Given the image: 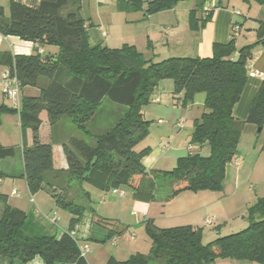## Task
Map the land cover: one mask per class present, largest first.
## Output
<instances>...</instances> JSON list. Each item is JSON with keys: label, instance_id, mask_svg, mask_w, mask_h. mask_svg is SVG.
Segmentation results:
<instances>
[{"label": "trees", "instance_id": "16d2710c", "mask_svg": "<svg viewBox=\"0 0 264 264\" xmlns=\"http://www.w3.org/2000/svg\"><path fill=\"white\" fill-rule=\"evenodd\" d=\"M183 1L188 0L117 3L120 10L143 11L147 18ZM204 2L198 0L196 10L189 14L193 31L203 28L210 19V15L196 19ZM79 10V0H36L31 5L9 0L7 16L0 6L1 35L57 48L55 56L41 55L36 47L30 55L0 54V64L15 72L21 89L38 88L41 78L48 80L45 88H39V96L21 99L19 111L0 106V119L3 114H17L19 118L23 178L30 194L46 190L55 205L72 216L66 232L58 236L54 228L37 229L28 214L9 206L7 196L0 194V203L4 205L0 215V259L4 262L1 264H29L35 257L44 264H88L72 231L89 209L60 193V183H86L103 192L127 186L135 199L147 202L165 188L166 201L186 191H222L227 168L238 154L244 125H254L260 132L264 129V79L246 120L233 116L248 78L251 50L254 45L264 49V23L256 29L254 45L237 48L235 39L230 37L226 44H214L209 58L172 57L153 62L134 46H92ZM236 54L239 58L233 62ZM163 79L172 80L174 98L183 107L195 93L204 94V111L194 121L190 144L199 149L207 146L209 154L191 152L179 158L171 171L146 174L140 163L143 153H135L133 147L146 134L148 122L143 108L152 101V94ZM106 100L120 107L121 114L104 131H99L93 123ZM43 111L50 123L65 117L77 129L78 136L63 145L66 172L53 169L52 144L40 139L39 114ZM261 149L264 150V141ZM14 155L13 147L0 144V159ZM245 219V229L208 243L203 242L200 227L159 229L147 224L151 241L148 254L135 253L122 262L109 257L105 264H215L218 258L264 264V197L247 208Z\"/></svg>", "mask_w": 264, "mask_h": 264}, {"label": "rangeland", "instance_id": "374dc122", "mask_svg": "<svg viewBox=\"0 0 264 264\" xmlns=\"http://www.w3.org/2000/svg\"><path fill=\"white\" fill-rule=\"evenodd\" d=\"M228 1L230 7L233 6L235 10L243 12V15L247 13L248 6L243 0ZM117 2L118 0H81L80 16L88 22L87 31L90 37L89 42L92 46L100 44L109 49H121L124 45L132 46L131 43L134 40L135 33L141 31L139 26H146H137L135 24L136 22H132L143 16L142 11L124 12L118 8ZM184 3L186 5L189 4L188 1H184ZM179 4L176 6L179 7ZM1 7H4L5 10L7 9L6 6ZM247 27L243 29L242 37L237 39L239 48L256 43V31L252 32ZM141 28L144 31L146 30V27ZM147 30L153 31V27L149 26ZM103 31L109 35L108 38L102 37ZM249 32L252 35L248 34ZM258 47L260 46H253L251 50L252 57ZM135 49L140 53H144V58L148 59L149 56H147L146 50L136 47ZM157 51H159V56H156L154 59L151 58L153 62H160L176 55L173 52L167 54V49L164 48H159ZM173 89L174 85L172 80H161L152 94V99L158 98L159 102L150 101L143 108L144 118L148 122L147 131L145 136L135 143L133 151L138 154L143 153L140 158V163L146 174L152 171H171L176 166L179 158L191 153V148L188 147H193L190 144L191 135L194 121L200 118L204 111V94L200 92L195 93L193 99L186 107H183L173 98L175 97L173 95ZM4 101L9 108L8 105L12 102L7 99H4ZM101 108L105 110L107 126L112 124V121L115 122L121 114V108L111 104L107 100L104 101ZM3 115H6V117H4L3 124L0 127V141L7 143L6 139H8L9 143H12V147H17V150L20 146V127L18 126L17 114H11L13 119L7 114ZM178 123L183 124L182 128L179 129L176 127ZM45 130L47 129H42V134H45ZM257 130L258 128L254 125H244L238 144L237 157L240 160L238 166L232 163L228 166L227 179L223 182L222 191L207 193L213 194L217 198L223 197L226 194V200L220 201L221 203L218 205L211 206L213 211H210L209 216H213L216 222L220 223V229L216 231L214 229L204 228L203 226L205 234L203 238L204 243L213 241L218 236L230 235L245 229L247 227V221L245 219L247 208L253 205L258 198L264 197V150L261 149L264 141V129L262 132H258ZM86 140L92 142L88 137ZM165 147H170L166 155L167 161L163 159L158 166H153V168L151 166L147 167L144 164L143 160L151 155L155 158L156 156L163 158L161 157V151ZM200 154L207 156L209 154V148L207 146L203 147ZM17 184V190L21 194V197L14 199L9 196L10 205L25 207L28 215L30 212L34 214L35 210L38 217L42 219L44 215L52 216L56 209L57 211L55 210V212H57L60 220L56 227L51 226L48 228V231L54 228L53 232L60 233L63 229H68V213L55 205L54 199L46 190H40L30 194L21 182ZM75 185L77 184L75 183ZM85 187L89 192V206L96 211L101 219L107 220L108 223H116L119 226V231H113L112 236L109 235L107 229H104L105 238L103 240L106 239L105 242L90 241L87 245L92 251L97 250L104 255H107V253L116 255L114 253L119 251L120 256L117 255V257H120L119 259H122V261L127 260L130 255L135 253L148 254L151 247V241L146 232L147 224L139 223L138 221L142 219L144 212L136 206L137 203L148 204L150 206V210L147 212V219L161 220L158 223L153 221V224L151 221L148 222V224L156 228L169 227L166 226L170 225L168 222L162 221L173 220L174 218H169V216L179 215L180 212L184 211L181 210V207L182 209L184 208L182 206L184 203H181L183 195L180 197L176 195L167 201L161 200L168 192L166 188L158 191L154 200L147 202L135 199L133 197V191L127 186H120L118 188L124 191L125 194L123 197L113 194L112 190L114 188L103 192L93 186L85 185ZM101 197L104 198L102 201L100 200ZM32 198L35 202L31 200ZM221 199H224V197ZM22 202L23 204H21ZM188 207L190 209L193 208L191 203ZM134 212H137L138 216H134ZM44 223L46 222L44 221ZM130 235H133V239H130ZM112 237L115 238V245H112L110 242ZM112 254L109 255L111 256ZM215 264L257 263L247 260L218 258L215 260Z\"/></svg>", "mask_w": 264, "mask_h": 264}, {"label": "crops", "instance_id": "0c3cea01", "mask_svg": "<svg viewBox=\"0 0 264 264\" xmlns=\"http://www.w3.org/2000/svg\"><path fill=\"white\" fill-rule=\"evenodd\" d=\"M8 1L9 0H0V5L6 6V8H8ZM18 1L26 5H31L36 2V0H18ZM243 2H245L246 5L248 6V11L245 14L246 16L243 15L244 14L243 12H239L235 10L233 6L230 7L228 0L226 1L205 0L202 9L196 12V19L197 20L204 19L207 15H210V19L209 21H207L205 26L198 31H193L189 27V14L191 11L196 10L198 0H188L189 3L188 5H186L184 1L180 2L179 7L175 6L173 9L159 12L147 18H144L142 16L141 18H137L135 19V21H132V22H136L135 24L137 26L139 25H146V26H139L141 31H137L135 33L134 40L131 43V45L136 48H142L146 50L147 56H149L148 59L151 58L154 59L156 56H159V51H157L159 48L167 49V54H170L171 52L176 53V55H174L175 57L209 58L212 56L213 45L226 44L227 42H229L232 25L238 24L240 26L241 31L239 36L235 38V46L239 48L237 39L242 37L243 29L248 26L247 28H249V30L255 32L256 29L258 28L259 23H264V2L259 3L257 0H243ZM181 5H185V6H181ZM79 7H80L79 14H80L81 0H79ZM2 8L4 9V13L7 16L8 15L7 9L5 10L4 7ZM209 8H211V11H206ZM235 12H238V15ZM87 24L88 22L85 23V27L87 26ZM149 26L153 27V31L147 30ZM141 27H146V30L145 31L142 30ZM103 32H102V37L108 38L109 35L106 34V36H103ZM248 34L252 35L251 32H249ZM40 48L42 49L41 55L55 56L57 54L56 47L43 46ZM34 50H35V43L33 42L22 40L16 36H3L0 34V54L9 53L11 55H30L33 54ZM5 68L6 67L0 64V79ZM247 70H248V78L245 87L243 89L239 102L237 103V105L234 107L233 110L234 118L240 121L246 120L254 96L258 91L262 83V80L264 79V78L261 79L257 75V74H263L264 76V49L262 47H258L254 56L248 61ZM47 85H48V80L41 78L39 80L38 88H32V87L22 88L20 91L21 99L24 97L39 96L40 94L39 88H45ZM4 99L6 98L0 95V106L7 107V104L5 103ZM153 100L154 99H152V101ZM8 106L9 108H12V103ZM7 115H9L11 119H13L11 114H7ZM4 117H6V115H3L0 119V127L3 124ZM39 119L41 121V127L39 130L40 139L42 141L51 142L52 144L53 169L56 171L66 172V170L68 169V165L63 151V145L67 144L68 140L71 137L78 136L75 126L65 117L57 120L54 123H50L48 116L44 111L39 114ZM17 120H18V126L20 127L18 116H17ZM178 124H176V127ZM106 126H107V118L105 115V110L103 108H99L96 120L93 123V127L96 130L104 131L106 129ZM45 128L47 130H45L44 132L45 134H42V129ZM6 141L7 143H3L2 141H0V144L5 147H12V143H9L8 139H6ZM16 148L17 147L14 148L15 149L14 157L0 159V194L7 196V204L9 206L17 208L27 214L25 207L14 206L9 204V196L13 197L14 199H18L21 197V194L17 190V185H18L17 183L21 182L24 185L25 189L28 191L26 181L23 178L24 166L22 160L21 135H20V146L19 149H17L18 151L16 150ZM169 148L170 147H165L161 151L162 153L161 157L163 158H159V156H156L155 158L153 155H151L149 157H146L145 160H143L144 164L147 167L151 166L153 168V166L154 167L158 166L163 159L167 161L166 155L170 150ZM188 148H191L190 152H197V151L200 152L203 147L199 149V147L197 146H193V147L189 146ZM235 158L238 159V161H240L237 156ZM61 177L62 176H60V178ZM226 179H227V175L225 180ZM85 185H89V184L83 183L80 186L79 185L74 186V184H71L70 186H65L63 183H60V186L58 187L59 192L60 193L64 192L67 198L74 199L76 202L86 205L87 209H89L85 213L83 219L74 227L72 231V234L76 236L75 238L77 239L80 247L87 245V243L90 241L101 243L103 238H105L104 229L105 230L107 229L109 235L111 236L113 234V231H119V226L116 223H108L107 220L101 219L97 215L96 211L89 206V202H90L88 196L89 192L86 190L87 188L85 187ZM13 191L17 192L18 198L17 196L12 194ZM207 193H214V192L186 191L179 193L177 197L183 195L181 203H184V205H182L184 208L182 209L181 207V210L184 211L180 212L179 215L169 216V218H174L173 220H163L162 222L165 221L170 224V225H166L169 226L166 228H171L173 226L174 227L201 226L200 228L203 229L204 226V228L214 229L218 231L220 229L219 227L220 223L216 222L215 220L214 226L210 228L205 226L204 220L205 218L210 217L209 213L210 211H213L211 206L218 205L221 203L220 201L226 200L225 199L226 194H224L225 196H223L224 199H221L223 197L217 198V196ZM84 194H87V198H85ZM103 199H104L103 197L100 198L101 201ZM31 200L35 202L33 198ZM161 200H165V198H161ZM190 203L193 206L192 209L188 207ZM21 204H23V202ZM136 206L144 212L142 219L138 220L139 223L148 224V222L151 221L153 224V221L156 223L161 221V220L147 219L148 217L147 212L150 210V206L148 204L137 203ZM0 208H1L0 211L2 213L4 209V205L2 203H0ZM55 210L53 213H57L55 212ZM133 215L138 216L137 212H134ZM29 216L31 217V220L34 221L35 226H38L37 229L40 228V230L48 231V228L53 226L45 218L43 219L39 218L35 210H34V214L30 212ZM58 218L60 220V217ZM71 218L72 216L69 215L67 221L68 226ZM211 218L214 217L211 216ZM44 221L46 223H44ZM64 232H66V230L63 229V231H60V233H57V235L60 236ZM204 235L205 234L203 229V238ZM129 237L130 239H133V235H130ZM112 239L114 238L112 237ZM109 254L112 253H107V255L106 254L104 255L103 253H100L97 250L92 251L89 248V251L85 254V260L88 264H105L106 261L109 259V257H114L117 261L122 262V259H119L120 257H117V255L120 256L119 251H116L114 253L116 255L112 254L110 256ZM1 263L4 262L3 260L0 259V264ZM29 264H44V263L39 257H35L34 259L31 260Z\"/></svg>", "mask_w": 264, "mask_h": 264}, {"label": "built area", "instance_id": "2783aa9c", "mask_svg": "<svg viewBox=\"0 0 264 264\" xmlns=\"http://www.w3.org/2000/svg\"><path fill=\"white\" fill-rule=\"evenodd\" d=\"M206 11H211V8H209ZM238 15V12H235ZM240 26L238 24H234L232 25L231 28V38H237L240 34ZM103 36H106V33L103 32ZM35 47L38 49L39 53H42V49L40 48V46H38V44H35ZM258 77H260L261 79L264 78L263 74H257ZM20 91H21V86L20 83L17 79V76L15 74V72L10 69V68H5V70L3 71L2 75H1V79H0V95H2L4 98L10 100L12 102V107L14 109H16L17 111L20 110V103H21V95H20ZM153 102H159L158 99H154ZM182 123H179L177 125L178 128H182ZM232 164L235 166H238L239 161L238 159H234L232 161ZM113 194L119 195V196H123L124 195V191L123 190H119L118 188H115L114 190H112ZM13 195L18 197V194L16 191L12 192ZM44 218L50 222L53 226H57L59 218L57 213H53L52 216H48V215H44ZM204 224L207 227H212L215 224V219L208 217L205 218L204 220ZM132 238V237H131ZM116 241L115 238L111 240V244L115 245ZM89 251V247L88 245H84L83 247H80V252H81V256L85 257V254Z\"/></svg>", "mask_w": 264, "mask_h": 264}, {"label": "water", "instance_id": "95a60500", "mask_svg": "<svg viewBox=\"0 0 264 264\" xmlns=\"http://www.w3.org/2000/svg\"><path fill=\"white\" fill-rule=\"evenodd\" d=\"M239 58V55L238 54H236L235 56H234V58H232V61L233 62H235L237 59ZM258 132H260L261 131V129L260 128H258V130H257Z\"/></svg>", "mask_w": 264, "mask_h": 264}]
</instances>
